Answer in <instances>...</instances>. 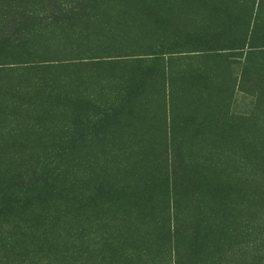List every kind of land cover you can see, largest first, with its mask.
Here are the masks:
<instances>
[{
	"label": "rangeland",
	"instance_id": "obj_1",
	"mask_svg": "<svg viewBox=\"0 0 264 264\" xmlns=\"http://www.w3.org/2000/svg\"><path fill=\"white\" fill-rule=\"evenodd\" d=\"M53 1L0 0V264H264V0Z\"/></svg>",
	"mask_w": 264,
	"mask_h": 264
},
{
	"label": "trees",
	"instance_id": "obj_2",
	"mask_svg": "<svg viewBox=\"0 0 264 264\" xmlns=\"http://www.w3.org/2000/svg\"><path fill=\"white\" fill-rule=\"evenodd\" d=\"M58 1L57 0H55V1H53V6H55V11L57 10V8L56 7H59V6H61V3H57ZM63 4V3H62ZM59 13H60V11H58ZM21 15V17H28V19H32V18H34V17H36V16H34L33 14H25V12L23 11V13H21L20 14Z\"/></svg>",
	"mask_w": 264,
	"mask_h": 264
}]
</instances>
